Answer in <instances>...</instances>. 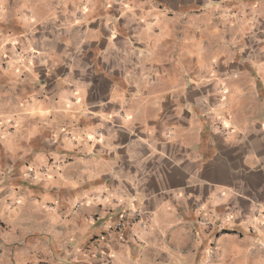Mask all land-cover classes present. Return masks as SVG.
<instances>
[{"label":"crops","instance_id":"1","mask_svg":"<svg viewBox=\"0 0 264 264\" xmlns=\"http://www.w3.org/2000/svg\"><path fill=\"white\" fill-rule=\"evenodd\" d=\"M54 6L0 41V258L264 264V0Z\"/></svg>","mask_w":264,"mask_h":264},{"label":"rangeland","instance_id":"2","mask_svg":"<svg viewBox=\"0 0 264 264\" xmlns=\"http://www.w3.org/2000/svg\"><path fill=\"white\" fill-rule=\"evenodd\" d=\"M56 4L57 0H0V41L6 39V36L8 35L7 33H9L10 35L13 32H16V28L19 27L18 23L22 20V18H27L28 15L32 14L31 12L35 11L36 13H43L44 10H52L54 7H56L54 6ZM24 194L26 195L24 196ZM20 196L22 198L20 199L19 197V199L16 200V208L17 206L20 208L19 215L22 225L19 227V233L21 235V241L17 243L18 247H16V241L6 242V246H4V244L0 245L1 250H9V248H11L13 245H15L13 247L14 250L23 248L24 241H22V239L25 235L30 233V228H33L31 227V225H28V215L30 213V209H28L29 207H27V193L25 192L23 194H20ZM6 197L7 195H3V197H1L0 195V201L8 204L6 210H3L2 212L11 214L13 202H11V200L9 199H5ZM43 229V227H36L38 233L43 231ZM5 231L6 233L9 232L10 234H12V226H5ZM10 262L16 264V257L15 259L11 257L0 258V264H10ZM25 263L27 264V262Z\"/></svg>","mask_w":264,"mask_h":264}]
</instances>
